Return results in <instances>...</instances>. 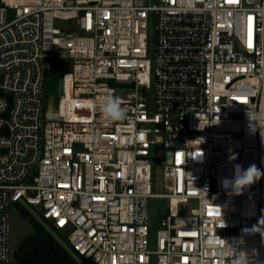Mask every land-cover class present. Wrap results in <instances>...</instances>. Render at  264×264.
<instances>
[{"label":"built area","instance_id":"1","mask_svg":"<svg viewBox=\"0 0 264 264\" xmlns=\"http://www.w3.org/2000/svg\"><path fill=\"white\" fill-rule=\"evenodd\" d=\"M47 70H62L52 109ZM109 92L126 119L102 114ZM253 164L260 179L237 191ZM12 204L79 261L264 264V0H0L6 264Z\"/></svg>","mask_w":264,"mask_h":264},{"label":"rangeland","instance_id":"2","mask_svg":"<svg viewBox=\"0 0 264 264\" xmlns=\"http://www.w3.org/2000/svg\"><path fill=\"white\" fill-rule=\"evenodd\" d=\"M8 17H11V14H8ZM71 22L63 19L55 20V27L63 30L64 27L68 26ZM149 24V32H148V43L149 48L152 52V49L155 44V36H154V27L155 20L154 16H151L148 21ZM62 70H47L45 84H44V102L48 108H54L57 103V98L59 95V81L61 78ZM152 160V170H151V178H152V191L154 193H164L166 191L164 184V174H163V165L164 158L160 155L159 151H153L150 155ZM151 201H157L158 207L156 208V212L158 214H163L167 210V200L165 198H156ZM191 205L193 207L196 206V201L191 200ZM9 215V247L11 250L17 249L18 244H20L21 240L31 232H33L32 225L29 223L28 218L24 217L23 214L19 211L18 206L16 204H12L8 209ZM152 218H155L154 214L150 213ZM159 220V219H158ZM55 234L54 236L58 237L61 242H64V233L61 230H56L50 228ZM59 241V242H60ZM63 244V243H62ZM14 260L11 258L9 264H12ZM154 264V262H153Z\"/></svg>","mask_w":264,"mask_h":264},{"label":"trees","instance_id":"3","mask_svg":"<svg viewBox=\"0 0 264 264\" xmlns=\"http://www.w3.org/2000/svg\"><path fill=\"white\" fill-rule=\"evenodd\" d=\"M17 206L33 228V232L26 235L17 247L19 254L24 257L23 264H93L83 257L80 259L82 262L76 259L50 230L31 216L27 210L18 204Z\"/></svg>","mask_w":264,"mask_h":264},{"label":"clouds","instance_id":"4","mask_svg":"<svg viewBox=\"0 0 264 264\" xmlns=\"http://www.w3.org/2000/svg\"><path fill=\"white\" fill-rule=\"evenodd\" d=\"M104 117L110 121H122L126 119V111L121 106V100L112 92H109L103 104L100 105ZM237 175L234 180V188L239 191L244 186L259 180L262 173L256 165H250L246 170L237 165ZM246 257H240L236 264H245Z\"/></svg>","mask_w":264,"mask_h":264},{"label":"water","instance_id":"5","mask_svg":"<svg viewBox=\"0 0 264 264\" xmlns=\"http://www.w3.org/2000/svg\"><path fill=\"white\" fill-rule=\"evenodd\" d=\"M59 90H61V83H59ZM5 115V113H3ZM2 133L6 132V128L3 129ZM12 259L14 260L15 264H23L24 257L19 254L17 249L12 250ZM0 264H6V263H0Z\"/></svg>","mask_w":264,"mask_h":264}]
</instances>
